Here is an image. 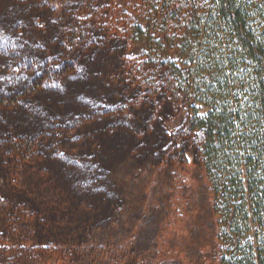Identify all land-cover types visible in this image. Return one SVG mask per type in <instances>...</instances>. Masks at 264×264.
I'll return each instance as SVG.
<instances>
[{
    "label": "trees",
    "instance_id": "obj_1",
    "mask_svg": "<svg viewBox=\"0 0 264 264\" xmlns=\"http://www.w3.org/2000/svg\"><path fill=\"white\" fill-rule=\"evenodd\" d=\"M165 105L187 109L195 160L174 152L188 176L172 201L203 208V264H264V0H0V264L26 262L3 236L35 238L38 260L131 230L118 264H180L171 186L141 199Z\"/></svg>",
    "mask_w": 264,
    "mask_h": 264
},
{
    "label": "rangeland",
    "instance_id": "obj_2",
    "mask_svg": "<svg viewBox=\"0 0 264 264\" xmlns=\"http://www.w3.org/2000/svg\"><path fill=\"white\" fill-rule=\"evenodd\" d=\"M56 1V0H54ZM143 48L139 45H132L128 50L127 54L131 57L139 58L141 56ZM122 64V63H121ZM126 68L116 64H111L110 69L107 67L104 69L106 70L107 75H112L111 78L106 79V83L109 84L111 82L114 86L118 88L124 87L127 84V81H122V77L129 78L130 75L128 73H124L122 70ZM131 79V78H129ZM125 94L129 96V91L125 90ZM127 106V105H124ZM187 109L185 106H179L176 109L172 105H165L161 110V114L159 116V123L161 127L162 133L166 134V137L163 141L162 146V156L160 161L156 165H152L151 169L141 171L145 172L142 183L144 188L141 190V199L142 200H150L151 195L149 192L152 193V200L157 201V195L155 194V189L164 187L167 189V186H171L170 193L168 194V200H166V208L168 209V213L171 214H180L182 217L179 219V224L175 226V234L178 239V244L175 245L174 252L176 253L177 261H180V264H203L206 259H210L213 255L205 254L203 248L206 246V243L202 241V235L204 234V226L205 222L203 218L205 217L203 208L200 207L199 202H188L185 203L181 201V199H177L179 202V206L177 208L173 205L174 202L172 201L173 197H182L181 195H177L174 193L179 185L183 184L182 179L179 181L178 178H186L188 176V171L186 166L181 164L180 159L174 157V152L179 151L183 152L184 160H187L190 165L194 163L195 158V151L192 145L183 143L181 133H183L185 129L186 123V114ZM206 110L204 108L200 109L199 114L204 115ZM199 133V131H197ZM184 144V145H183ZM165 154L164 150H169ZM176 166V168H175ZM178 168V169H177ZM160 177L163 178V183L158 181ZM155 188V189H154ZM163 189V190H164ZM165 191V190H164ZM172 191V192H171ZM172 197V198H170ZM150 198V199H149ZM191 200V197H189ZM13 202V203H12ZM10 202L12 205L15 204L16 207V200L13 199ZM150 203L146 201V205L148 206ZM14 208V207H13ZM10 214L12 213V209H8ZM175 212V213H174ZM203 212V213H202ZM32 219L29 218H21L20 224H23L22 227L25 229L27 227L33 226V218L34 215H29ZM42 218H45L44 215H41ZM4 220V219H1ZM26 220V221H25ZM14 223V222H13ZM15 224V223H14ZM13 224V225H14ZM4 226V225H3ZM1 229L8 230L9 227L0 226ZM17 228V226L15 227ZM178 228V230H177ZM193 229L194 231H192ZM10 232V231H9ZM132 230L128 233L129 236L127 237L126 241H122L117 246L113 242L107 241H95V240H87L84 238L83 241H76L72 243L68 253L59 251L55 253H49L43 257H39L38 260L35 259V253L33 252L34 249L40 246V243L33 238L30 243L24 245L20 242L14 241L13 237H1V241L5 242H13L11 248H13L14 244L17 245L15 248L18 253L22 255L24 259H26L25 264H118L117 262L121 261V263L126 259L129 260L132 257L133 247H129L133 244V235ZM8 233V232H7ZM200 237V239H199ZM194 240V244L196 243V247L191 250V252L184 253L186 242L191 239ZM133 240V241H132ZM202 241V242H201ZM105 245V246H104ZM67 246V245H65ZM22 247L26 250L27 255L21 253ZM33 249H32V248ZM125 247V248H124ZM9 248V247H6ZM105 248L104 251H101ZM111 248H115V250H111ZM119 248H124L120 250ZM64 250H69L65 247ZM71 253V254H70ZM69 254V255H68ZM77 255H81L82 257H78ZM212 263V261H210Z\"/></svg>",
    "mask_w": 264,
    "mask_h": 264
}]
</instances>
